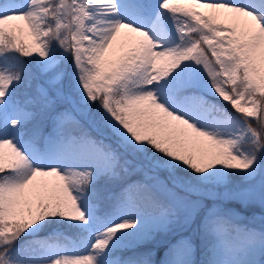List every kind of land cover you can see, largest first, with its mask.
<instances>
[{
	"label": "snow or ice",
	"instance_id": "obj_1",
	"mask_svg": "<svg viewBox=\"0 0 264 264\" xmlns=\"http://www.w3.org/2000/svg\"><path fill=\"white\" fill-rule=\"evenodd\" d=\"M234 205L264 211V0H0V264H264Z\"/></svg>",
	"mask_w": 264,
	"mask_h": 264
},
{
	"label": "rangeland",
	"instance_id": "obj_2",
	"mask_svg": "<svg viewBox=\"0 0 264 264\" xmlns=\"http://www.w3.org/2000/svg\"><path fill=\"white\" fill-rule=\"evenodd\" d=\"M224 103L226 104V102ZM234 207L236 208L237 211L241 212L242 216L244 217V219L242 220L243 223H248L253 217V213L255 214L254 223L257 227H259L261 223L264 222L262 221V217H264V211H262L258 206L248 210L240 208L239 205H234ZM163 256H164V252L163 250H160L157 252L154 258L159 262L160 260L163 259Z\"/></svg>",
	"mask_w": 264,
	"mask_h": 264
},
{
	"label": "trees",
	"instance_id": "obj_3",
	"mask_svg": "<svg viewBox=\"0 0 264 264\" xmlns=\"http://www.w3.org/2000/svg\"><path fill=\"white\" fill-rule=\"evenodd\" d=\"M220 103L225 104L224 102H220ZM225 106L229 108V111H232L230 106H228L227 104H225Z\"/></svg>",
	"mask_w": 264,
	"mask_h": 264
}]
</instances>
